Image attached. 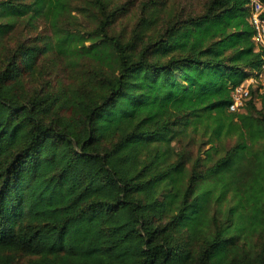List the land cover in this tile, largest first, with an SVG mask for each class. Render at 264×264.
Segmentation results:
<instances>
[{
	"label": "trees",
	"instance_id": "trees-1",
	"mask_svg": "<svg viewBox=\"0 0 264 264\" xmlns=\"http://www.w3.org/2000/svg\"><path fill=\"white\" fill-rule=\"evenodd\" d=\"M200 1L124 35L129 0H0V47L20 18L53 37L0 69V264H264V89L228 110L264 50L249 0ZM51 48L73 83L25 86Z\"/></svg>",
	"mask_w": 264,
	"mask_h": 264
},
{
	"label": "rangeland",
	"instance_id": "rangeland-1",
	"mask_svg": "<svg viewBox=\"0 0 264 264\" xmlns=\"http://www.w3.org/2000/svg\"><path fill=\"white\" fill-rule=\"evenodd\" d=\"M125 1L126 0H111V5L121 4ZM158 1L160 0H129L125 14L114 23L113 32H121L124 35L129 34L143 11L148 15L157 12L155 9H157L159 5H155V3ZM171 2H173L175 8H180V5L186 3L199 8L201 4L200 0H170V4ZM74 4L75 3H72V6ZM71 10V13L67 14L63 20V28L74 32H79V28H87L88 23H86L83 18L79 17L77 11L74 9ZM19 43H34L42 48H44V46H51L53 37L48 24L44 22L42 18L35 20L33 24H30L24 18L18 19L10 33L6 35L2 47H0V69L3 66L2 62L4 57L11 53ZM90 68V63L84 64V69ZM75 69H77V71L74 73L79 75V65ZM35 72L34 78L24 77L22 79L25 86L39 88L40 85H43L51 91H58L74 81L70 67L66 65L65 60L58 56L52 48L40 55ZM185 149L186 152L194 158L198 153V143L194 145L190 144L186 146Z\"/></svg>",
	"mask_w": 264,
	"mask_h": 264
},
{
	"label": "built area",
	"instance_id": "built-area-1",
	"mask_svg": "<svg viewBox=\"0 0 264 264\" xmlns=\"http://www.w3.org/2000/svg\"><path fill=\"white\" fill-rule=\"evenodd\" d=\"M246 16L252 35L251 41L255 51L264 50V2L262 0H249ZM264 89V64L251 72L238 86L231 91V103L228 110L242 112L252 91L261 92Z\"/></svg>",
	"mask_w": 264,
	"mask_h": 264
}]
</instances>
